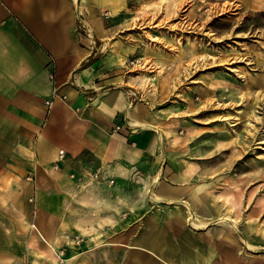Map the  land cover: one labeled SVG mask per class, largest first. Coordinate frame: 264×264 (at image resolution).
Returning <instances> with one entry per match:
<instances>
[{
	"label": "crops",
	"instance_id": "1",
	"mask_svg": "<svg viewBox=\"0 0 264 264\" xmlns=\"http://www.w3.org/2000/svg\"><path fill=\"white\" fill-rule=\"evenodd\" d=\"M125 10L126 0H0V264H37L29 257L45 248L40 233L67 257L104 241L90 231L80 244L67 247L55 237L61 224L65 230L63 224L69 222L74 193L77 222H83L86 194L101 192L114 207V217H104L103 225L118 220V205L125 206L132 221L138 204L133 199L144 190L146 238L157 239L155 253L172 264H219L220 249L185 224L183 210L152 201L147 193L152 189L159 196H183L174 183V161L160 150V141L148 132L146 139L153 141L149 149L139 142L143 131L126 120L130 105L135 119L142 121L143 115L139 104H133L141 94H135L128 71L117 64L132 49L116 20ZM105 11L111 19L106 25L101 17ZM90 14L101 23L96 30ZM78 17L84 33L77 30ZM54 90L65 99H52L47 107ZM60 150L65 158L53 171ZM94 172H99L97 181ZM140 227L124 225L120 237L128 238ZM102 232L100 236L117 237L111 228ZM75 235L82 236L78 231ZM32 239L37 247L30 245ZM122 243L145 245L127 239ZM110 250L102 261L94 253L78 264H106ZM123 250L130 264L138 253ZM6 255L12 260L5 262Z\"/></svg>",
	"mask_w": 264,
	"mask_h": 264
},
{
	"label": "rangeland",
	"instance_id": "2",
	"mask_svg": "<svg viewBox=\"0 0 264 264\" xmlns=\"http://www.w3.org/2000/svg\"><path fill=\"white\" fill-rule=\"evenodd\" d=\"M256 3L264 0H126V10L116 18L132 45L117 64L141 94L133 104H139L142 122L162 130L159 147L174 161L182 199L192 209L226 219L198 230L220 249L219 264H264V7ZM143 193L133 199L138 204L132 221L118 205V220L103 225L104 217H114V207L101 192L86 194L83 222H77L74 193L65 230L61 224V234L53 233L67 247L80 244L90 231L104 241L146 243ZM136 216L145 221H133ZM129 224L143 228L120 237ZM109 228L117 237L100 236ZM125 257L123 248H113L105 263L129 264ZM11 260L5 256V262ZM29 260L62 264L39 252L30 253Z\"/></svg>",
	"mask_w": 264,
	"mask_h": 264
},
{
	"label": "bare ground",
	"instance_id": "3",
	"mask_svg": "<svg viewBox=\"0 0 264 264\" xmlns=\"http://www.w3.org/2000/svg\"><path fill=\"white\" fill-rule=\"evenodd\" d=\"M255 3V1L253 2ZM258 4L256 3L258 8H263L264 4ZM89 19L90 21L94 24V28L93 30H96V26H99V22L96 21L95 16L93 14L89 15ZM89 36V35H87ZM155 39V38H153ZM105 49H107V47H105ZM147 60V57H146ZM122 61V59H121ZM84 86H87L86 84H83ZM128 112H127V123L129 125V127L131 128H138L140 131H143V137L142 140H139V142H146L147 147L149 149H151L153 147V141L152 140H148L146 139V135H148V132H154L155 133V137H157V140L161 141L162 139V130L159 131V129L150 123L147 122H142L138 119H135V111L134 108L132 107V105H130L128 107ZM107 182L109 183L110 180H107ZM147 193L149 194V198L152 201H156L162 204H169L173 210H177V211H184V218H185V222L188 225V227H190L193 230H201L204 229L208 226H214V225H219L221 223L226 222V219L224 217H222L221 215H208L205 210L203 209H198L197 210H193L187 201L180 199L179 196L173 194H166L164 195H160L157 194V192H155V190L152 189H148ZM195 209V208H194ZM31 228H33V230H37L36 228H34V226H31ZM40 233V232H39ZM41 235V233H40ZM39 235V237L43 240L44 244H45V248L43 250H41L42 255L49 259L50 261H62L63 263L66 264H78L80 263V261H82L84 258L87 259V257H89V255H92L95 253V255H97V260L98 261H102L105 258V251L110 250L111 248H124L127 251H134L135 253L138 254H132L131 256V262L130 264H172L168 261H166L165 259H163L159 254L155 253V247L158 243L157 239H153L150 238L148 240V242L141 245H134V244H126V243H122L120 241L117 240H111V241H99V242H95L90 248H88L87 250H84L82 252H78L75 253L74 255L69 254L68 257L64 256V260L61 259L59 253L61 251H57L56 248L53 247L52 243L48 240H46L45 238L43 239L41 236ZM225 237L229 240V241H235L234 237L225 233ZM32 245V247H37V241L32 239L30 242ZM244 243V241H243ZM250 244H246L244 243V247L249 248ZM141 252V254H140ZM92 260V259H91Z\"/></svg>",
	"mask_w": 264,
	"mask_h": 264
},
{
	"label": "built area",
	"instance_id": "4",
	"mask_svg": "<svg viewBox=\"0 0 264 264\" xmlns=\"http://www.w3.org/2000/svg\"><path fill=\"white\" fill-rule=\"evenodd\" d=\"M110 16L108 15V13H103L102 14V18L103 19H108ZM77 30H78V32L79 33H84V25H83V23H82V20L80 19V17H78V22H77ZM52 78L54 79V77L52 76ZM55 98H58V99H61V100H63V99H65V97H58V95H57V93H56V91L54 90L53 91V93H52V95H51V99H49L48 101H46L45 102V105L47 106V107H49L50 105H51V102H52V99H55ZM119 129V127H116V129L115 130H118ZM64 158H65V152L63 151V150H60V151H58V153H57V157H56V161L54 162V164L52 165V170L53 171H57L58 170V166H59V163L60 162H62L63 160H64ZM92 179L94 180V181H97L98 179H99V172H94L93 174H92ZM110 184H112V181H110ZM59 255H60V257H61V259H63L64 260V253H63V251H61L60 253H59Z\"/></svg>",
	"mask_w": 264,
	"mask_h": 264
}]
</instances>
